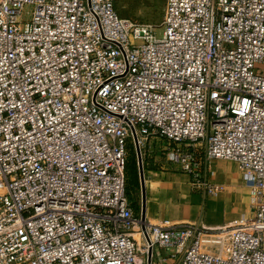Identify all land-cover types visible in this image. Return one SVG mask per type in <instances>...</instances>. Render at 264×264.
<instances>
[{
  "label": "built area",
  "instance_id": "obj_1",
  "mask_svg": "<svg viewBox=\"0 0 264 264\" xmlns=\"http://www.w3.org/2000/svg\"><path fill=\"white\" fill-rule=\"evenodd\" d=\"M133 133L164 140L209 195V161L235 162L249 214L217 229L134 217ZM154 245L181 264H264V0H165L159 29L114 0H0V264H148Z\"/></svg>",
  "mask_w": 264,
  "mask_h": 264
},
{
  "label": "crops",
  "instance_id": "obj_2",
  "mask_svg": "<svg viewBox=\"0 0 264 264\" xmlns=\"http://www.w3.org/2000/svg\"><path fill=\"white\" fill-rule=\"evenodd\" d=\"M165 144L161 138L149 137L141 153L146 222L168 220L173 224L217 229L249 214L248 189L235 162L227 159L209 161L206 165L207 179L221 187L217 195H209L192 183L190 174L166 160ZM199 152L201 154V148ZM140 187L139 184L135 202L130 204L137 218H141L142 211ZM145 257L148 264H181L182 250H178L176 245H154Z\"/></svg>",
  "mask_w": 264,
  "mask_h": 264
},
{
  "label": "rangeland",
  "instance_id": "obj_3",
  "mask_svg": "<svg viewBox=\"0 0 264 264\" xmlns=\"http://www.w3.org/2000/svg\"><path fill=\"white\" fill-rule=\"evenodd\" d=\"M114 7L116 12L121 17L127 18L137 24H151L155 28L159 29L164 17L165 0H114ZM31 11V5H26L24 7L22 13L23 22H26L30 19ZM143 149H145V147L143 145L140 146L141 153H143ZM126 150V191L129 198L131 199L136 197L138 185L140 184V178L134 144L130 142L128 147L126 145ZM160 151L162 152V150ZM141 159L143 166L142 154Z\"/></svg>",
  "mask_w": 264,
  "mask_h": 264
},
{
  "label": "water",
  "instance_id": "obj_4",
  "mask_svg": "<svg viewBox=\"0 0 264 264\" xmlns=\"http://www.w3.org/2000/svg\"><path fill=\"white\" fill-rule=\"evenodd\" d=\"M133 140H134V146L135 151L137 155V165L139 170V178H140V186H141V193H142V211H141V219H144V177H143V166H142V159H141V151L140 147L138 145L137 137L133 133Z\"/></svg>",
  "mask_w": 264,
  "mask_h": 264
},
{
  "label": "trees",
  "instance_id": "obj_5",
  "mask_svg": "<svg viewBox=\"0 0 264 264\" xmlns=\"http://www.w3.org/2000/svg\"><path fill=\"white\" fill-rule=\"evenodd\" d=\"M130 144V142H128V144H127V147H128V145ZM125 192H126V197H127V199H128V201H129V203L131 204H133L134 202H135V197L134 198H129V196H128V194H127V191H126V178H125Z\"/></svg>",
  "mask_w": 264,
  "mask_h": 264
}]
</instances>
